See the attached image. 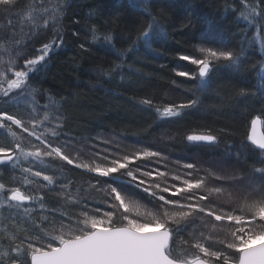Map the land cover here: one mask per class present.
<instances>
[{"label":"snow or ice","instance_id":"1","mask_svg":"<svg viewBox=\"0 0 264 264\" xmlns=\"http://www.w3.org/2000/svg\"><path fill=\"white\" fill-rule=\"evenodd\" d=\"M224 4L225 13L245 25L239 49L201 45L199 57L180 55L179 60L197 66L195 73L174 70L199 81L190 98L161 105L140 101L161 124L200 104L197 93L211 86L215 67L239 69L249 50L264 49V0ZM68 7V0H0V17L6 19L0 25V172L10 178L6 183L0 175V235L8 240L0 264H264V159L250 173L180 161L175 162L179 169H173L159 150H128L117 136L78 140L68 131L64 98L44 89L40 79L51 55L65 43ZM139 7L146 22L135 38L101 34L95 24L89 26L90 39L79 48L98 45L97 52L110 58L93 80L119 77L122 82L132 74L128 61L137 45L150 47L158 40L151 0H139ZM253 69L256 83L239 94L264 99V56ZM258 123L259 116L252 119L247 140L252 151L264 153ZM185 140L194 147L220 144L210 130ZM233 147L226 146L224 164L232 162ZM245 147L236 150L237 160ZM214 182H228L233 189L246 183L252 193L241 195ZM97 194L101 199L91 207L89 198ZM225 196L227 208L218 202ZM145 199L147 204H141Z\"/></svg>","mask_w":264,"mask_h":264},{"label":"trees","instance_id":"2","mask_svg":"<svg viewBox=\"0 0 264 264\" xmlns=\"http://www.w3.org/2000/svg\"><path fill=\"white\" fill-rule=\"evenodd\" d=\"M29 2L24 0L25 4ZM151 2L153 15L160 26L159 38L150 47L137 45L138 50H133L128 61L132 74H126L121 82L119 77L115 81L93 80L97 68L110 58L97 52L98 45L83 51L79 44L90 39L87 32L93 24L101 34L107 31L114 36L126 38L131 35L135 38L146 22L139 0H68L70 7L63 20L65 43L51 55L42 87L57 99L64 98L63 111L67 117L68 131L75 134L78 140L90 139L96 134H112L133 139L137 143L151 144L154 139L160 138V130L164 129L165 152L178 161L192 159V163H195L198 158L223 163L226 146L232 145L235 146L232 149V162L228 164L237 173H250L253 164L260 166L257 160L264 159V153H259L258 149L252 151L254 146L247 142V131L253 116L259 115L264 131V99L239 93L241 89H251L256 83L253 65L258 64L264 56V49L256 47L254 51L249 50L247 62L239 69L215 67L210 73L211 86L197 93L200 104L194 109H185L182 118L161 124L154 110L148 109L140 101L148 98L161 105L170 98L180 102L190 98L196 91V85L186 77L177 76L174 70L192 72L194 67L179 60V56H191L201 45L238 50L242 30L246 29L243 22L238 23L236 16L225 13L224 0ZM228 2L239 4V0ZM0 25H6L4 17H0ZM74 31L79 32L78 37L72 35ZM117 47L121 45L117 44ZM209 130L220 137V144L196 147V154L190 157L185 135ZM241 146L246 147L237 160L235 152ZM250 152L252 158L248 159ZM0 175L4 182H10L8 173L0 172ZM76 176L79 178L80 173L77 172ZM89 199L90 206L95 207L101 196L97 194ZM100 206L106 209L105 205ZM7 244V238L0 235V252L6 250ZM216 247L222 248L220 245Z\"/></svg>","mask_w":264,"mask_h":264},{"label":"rangeland","instance_id":"3","mask_svg":"<svg viewBox=\"0 0 264 264\" xmlns=\"http://www.w3.org/2000/svg\"><path fill=\"white\" fill-rule=\"evenodd\" d=\"M217 41H219V38H217ZM199 47V46H198ZM197 47V48H198ZM214 48V47H213ZM221 50H224V49H221ZM191 56H196V57H199L200 56V53L196 50V52L194 54H192ZM190 64V62H188ZM195 66V65H194ZM192 71V70H191ZM114 135L112 134H107V135H104V134H96L95 137H105V138H112ZM89 139V138H88ZM119 139V138H118ZM121 140V143L128 149V150H132L133 148H142V147H148V148H151L152 150L153 147L152 146H149V145H145V144H142V143H127L125 140H123V138H120ZM91 141V138L89 139V142ZM169 157V160L166 162L170 168H173V169H179V165H177L175 162L178 161V160H175L174 159H177L175 157H171L169 155H166ZM172 160V161H170ZM225 160V159H224ZM184 163H188V162H184ZM195 164L198 165V167H200L201 169H207L211 166H217L216 170H219L220 167H223L225 169H227V171L229 173H231L233 170H235V168H232V165L228 164V165H224L223 163H220V161H215V160H208L206 159V161H203L201 159H198L197 158V161L195 162ZM162 170H163V166H161ZM235 172L237 173V171L235 170ZM201 175L203 174V172L200 173ZM214 183H222V182H214ZM223 183H226L225 184V187L229 190V191H235L236 189L239 190V193L241 195L243 194H247V193H252V188L249 187L246 183L245 184H238L236 185V189H233L231 187H229V183L228 182H223ZM254 195V194H253ZM136 199H139V197H136ZM219 203H222L224 204V206L227 208L229 207V203L227 201V197L225 196L224 198H221L219 201ZM141 204H147V200H141L140 201ZM148 207H151V205H148ZM141 211H143V208L141 209ZM217 245H215L216 247ZM229 252V255L230 256H233V258H235V255L237 254H234L232 251H228Z\"/></svg>","mask_w":264,"mask_h":264},{"label":"bare ground","instance_id":"4","mask_svg":"<svg viewBox=\"0 0 264 264\" xmlns=\"http://www.w3.org/2000/svg\"><path fill=\"white\" fill-rule=\"evenodd\" d=\"M134 1H136V0H134ZM39 44V43H38ZM38 44H37V46H38ZM193 67H194V71H192L193 73H195L196 71H197V66H194L193 65ZM48 70V69H47ZM47 72V71H46ZM46 72H42V75H41V77H40V79H41V81H42V86H44L45 85V83L43 82V80H44V78H45V76H44V73H46ZM193 83L195 84V85H197L198 83H199V81H193ZM168 101V100H167ZM167 103H180V101L179 100H177V99H174V98H170V100L167 102ZM259 116V115H258ZM255 117H257V115H255V116H253L251 119H250V123H251V120L253 119V118H255ZM250 123H249V127H248V131H249V128H250ZM261 127H262V121H261ZM247 131V132H248ZM262 131H263V129H262ZM160 132H161V134H160V138H158V139H154L153 141L154 142H152L151 144L150 143H145V142H142V141H140L142 144H145V145H149V146H152L153 147V149L154 150H159V151H161L162 153H164L165 155H169L168 153H166L165 151V148L166 147H164V144H163V142H165V139H166V136H165V131H164V129H161L160 130ZM264 132V131H263ZM194 133H197V132H194ZM249 133V132H248ZM188 134H191V133H187L186 135H188ZM185 135V136H186ZM114 136H117V135H114ZM248 136V135H247ZM118 138H119V140H121L120 138H123L122 136H120V135H118L117 136ZM123 140H125L128 144L129 143H135V140H133V139H129L128 140V138H123ZM83 141H89V139L86 137ZM184 141H185V144L187 145V146H189V156L190 157H193L195 154H196V152H194V150H195V148L196 147H194L193 145H191L189 142H187L186 140H185V138H184ZM247 142H249L250 144H251V142L250 141H247ZM140 144V143H139ZM186 146V147H187ZM188 148V147H187ZM187 155H188V153H186ZM169 156H172V155H169ZM183 157L184 158H186V155H183ZM175 160H178V159H174V161ZM170 161H172V160H170ZM181 162V164L182 163H184V162H188V163H192V159H189V160H184V161H180ZM8 176V178H9V174L7 175ZM9 180H10V178H9ZM223 183V182H222ZM225 184V183H224ZM141 195H143V193L141 194Z\"/></svg>","mask_w":264,"mask_h":264},{"label":"water","instance_id":"5","mask_svg":"<svg viewBox=\"0 0 264 264\" xmlns=\"http://www.w3.org/2000/svg\"><path fill=\"white\" fill-rule=\"evenodd\" d=\"M254 119V118H253ZM252 121V120H251ZM251 128H252V124L250 123V128H249V133H248V135L251 133ZM256 134H257V136H259V135H261V134H264V132L262 131V127H261V123H258L257 125H256Z\"/></svg>","mask_w":264,"mask_h":264}]
</instances>
